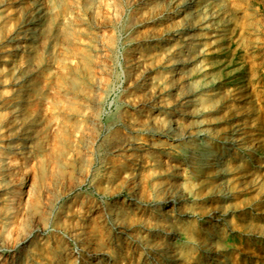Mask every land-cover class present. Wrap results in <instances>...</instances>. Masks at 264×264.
Returning <instances> with one entry per match:
<instances>
[{
	"label": "rangeland",
	"instance_id": "rangeland-1",
	"mask_svg": "<svg viewBox=\"0 0 264 264\" xmlns=\"http://www.w3.org/2000/svg\"><path fill=\"white\" fill-rule=\"evenodd\" d=\"M19 1L0 0V159L10 143L6 102L17 88L2 58L20 36ZM56 1L59 28L48 37L39 34L33 49L39 96L26 109L35 119L29 125L35 151L26 160L18 154L12 184L21 185L23 194L35 191L36 205L22 218L30 245L21 251L26 244L13 238L0 243V264H85L89 257L92 264L173 263L164 251L180 256L178 264H193L195 256L201 264H264V0H226L234 12L229 43L204 59L208 75L177 76L173 85L168 53L183 33L162 39L165 31L182 27L171 12L176 0L169 8L159 0ZM188 82H197L199 92L208 85L224 93L216 95L220 120L209 124L223 137L212 146L222 145L231 117L258 134L238 161L249 182L234 181L225 206L217 197L202 200L212 171L191 162L207 138L197 136V120L204 116L182 105ZM174 91L180 100H173ZM168 112L184 133L180 142L165 131ZM164 192L175 201L164 204ZM223 208L230 213L228 228L213 242L220 249L213 260L195 244L201 231L214 230L211 216ZM110 210H118L122 225L105 214ZM170 240L175 245L167 250Z\"/></svg>",
	"mask_w": 264,
	"mask_h": 264
},
{
	"label": "bare ground",
	"instance_id": "bare-ground-1",
	"mask_svg": "<svg viewBox=\"0 0 264 264\" xmlns=\"http://www.w3.org/2000/svg\"><path fill=\"white\" fill-rule=\"evenodd\" d=\"M176 1L177 3L175 6H173L171 12H173V14L175 15L177 14L178 16H180L179 20L182 21V27L180 26L181 28L178 27V29L168 30L167 32L165 31L164 34H167L168 36L162 39V41L168 42L174 40L172 37L173 35L183 33L180 36L181 39L179 40V42L175 44V47L172 46L173 48L171 47L172 49L168 53L171 55L170 59L173 62V64L171 65V70L168 73L171 77L169 82L172 85L177 83L176 80L178 78L186 77L189 79V77H193L191 75L194 72L198 73L199 75L201 74L204 77L208 75L209 67L207 66V63L204 62V59H206L207 56L211 55L215 51V49L219 47H221L222 49V46H224L229 40V37L234 28V12L230 10L226 0ZM158 3L163 8H169L171 5V0H159ZM57 7L58 3L56 0H20V14L18 15L16 26V29L18 30L20 36L16 37L18 41L16 42L17 39L15 40V43L10 48L9 54L6 57L2 58V62H4L5 65L6 74L10 77V81L17 86V88L15 87L14 92L10 96L12 98H6L9 100H7L6 104H9L12 112V118L10 120L11 133L8 139L10 140V143L6 145V155L0 159V174L2 175V180L0 181V190L3 191L1 202L2 209L0 210V224L2 225L0 229V243H2L3 245L11 238L20 243L26 244V242H28L29 240V237L31 236L29 232H22L24 224L22 222V218L26 213H28V210L30 211V207H35L36 205V202L34 200L35 191L32 188H29L23 194L21 185H18V187L17 185L13 186L12 184L14 178L16 177L15 174H18V154L21 155L20 158L26 160L30 158L29 156L36 146V143L32 141L34 136L30 129L31 126L29 127L30 124L35 122V119L33 118V116L28 114V109H26L29 107V104L31 106L35 104L36 106V103L34 102L35 97L38 95L37 85L39 84L37 83V81L39 80L36 81V77L34 78L32 76L33 73L31 71V67L33 66L34 61L33 49L35 47L36 39L39 38V34L48 37V35L51 34L52 31H56L59 28L58 26L60 18H58V13L56 10ZM176 31H178L176 34L173 33ZM63 33L61 31L62 36H64ZM40 43L38 45H40ZM231 80L233 81L234 79ZM196 83L197 82H193L190 84V82H188L186 88L184 87L185 91L183 90V93L186 92L185 94H187V98L186 100H184L182 105H184L186 109L185 111H188L189 109L190 111L192 110L193 112H195L197 116H204L202 119L197 120V126H199L200 128H198L197 130V136L203 134L207 139L205 140L206 149L202 153H200V155H193L191 162L194 165H197L196 167L205 166L206 168H211L210 172L212 171V173L210 174V177H208L209 175L207 176V179H210H208L209 182L206 183L210 188L207 195H205L202 200H209L212 197H217L218 202H220L218 206L221 207V205H224L225 202L230 197H232V188L230 186L234 181L237 182L236 184L238 185H243L249 182L244 169L239 168L238 161H242L241 159L243 158L241 154L244 150L253 148L258 142V139L256 137L258 134L255 131H251L250 129H248L249 126H247L248 124L245 121L236 120L235 117H231V121L228 123L229 126L227 128L226 134L224 133L225 139L223 140L222 145H219L217 143V146H212V144H214L213 142L223 137L222 133L217 130V128H215L216 126H209V124H214L216 121L220 120V117H218L219 107L216 105V95L221 93V95L224 96V93H222V91H219V86L211 87L208 85L204 86L202 91L199 92L195 88ZM201 85L203 86L202 82ZM174 86L170 88L173 89L175 88ZM225 91L223 90V92ZM173 94V100H180L179 92L174 91ZM242 96H239V98L241 99ZM37 102L39 103V101ZM34 113L32 112V115ZM177 121L178 120L175 113H166L164 123L165 131L172 132V140L180 142L184 138V133L182 132L180 124H178ZM185 163L179 161L177 166L181 168V165L183 166V164ZM25 167H27V165H25ZM178 175L179 174L177 171L173 176ZM173 190L174 189H172V191ZM168 192H164L162 196L164 204L168 201L172 202L175 199H173L171 197V194ZM223 209L222 212H220L216 216L214 214L213 216H211L214 220L212 224L214 230L212 229V232L201 231L204 236L197 238L195 244L199 250L206 253L207 258H211L213 260L215 259L216 255H220V249L217 247L219 244L216 246L213 242L215 241V239H221L224 231H226V229L228 228L227 216L230 213H228L226 209H224L223 211ZM105 214L108 216L113 215V217H111V220H113L114 225H122V220H120V217L118 216V210H110ZM157 215L162 216L161 213H157ZM162 218L169 220L171 217L167 216L166 218ZM29 245L30 244L27 243L25 245L26 247H20V250L22 248L29 247ZM174 245L175 241L170 240L167 244L166 249L168 250V248ZM148 248L150 249V251L152 250L158 252L153 246H150ZM1 251L2 250H0V252ZM163 253L167 254V260L173 262L171 264H178L177 260H180V256L172 258L170 257L168 252L164 251ZM16 256L15 254H12L13 259ZM193 259L195 264H201V260L199 261L197 256H195ZM5 261L6 259H4V262ZM85 264H92L90 257L85 261Z\"/></svg>",
	"mask_w": 264,
	"mask_h": 264
}]
</instances>
